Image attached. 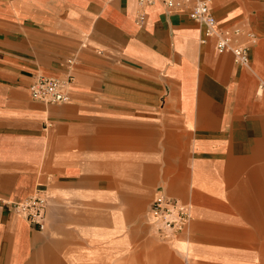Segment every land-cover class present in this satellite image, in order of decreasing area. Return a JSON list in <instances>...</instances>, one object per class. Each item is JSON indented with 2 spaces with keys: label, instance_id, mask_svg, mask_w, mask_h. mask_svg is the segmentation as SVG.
<instances>
[{
  "label": "crops",
  "instance_id": "obj_1",
  "mask_svg": "<svg viewBox=\"0 0 264 264\" xmlns=\"http://www.w3.org/2000/svg\"><path fill=\"white\" fill-rule=\"evenodd\" d=\"M207 1L219 26L256 34L248 65L162 3L0 0V264H185L190 240L264 250V0ZM68 69V102L31 96ZM45 186L38 230L14 203ZM161 194L193 214L172 245L153 229Z\"/></svg>",
  "mask_w": 264,
  "mask_h": 264
},
{
  "label": "built area",
  "instance_id": "obj_2",
  "mask_svg": "<svg viewBox=\"0 0 264 264\" xmlns=\"http://www.w3.org/2000/svg\"><path fill=\"white\" fill-rule=\"evenodd\" d=\"M141 6L162 3L170 12L187 13L197 23L204 25L207 39H214L219 53H231L240 65L250 62V50L257 43L256 34L239 25L221 27L207 0H139ZM145 16H139V23ZM69 66L76 61L69 59ZM70 69V68H69ZM40 75L30 87L31 96L44 103H64L71 99L69 89L73 75ZM16 211L22 214L38 230H44L48 219L49 198L46 187H40L25 200L14 203ZM150 212L157 238L167 244H174L193 220L191 206L182 200L164 194L152 202Z\"/></svg>",
  "mask_w": 264,
  "mask_h": 264
},
{
  "label": "rangeland",
  "instance_id": "obj_3",
  "mask_svg": "<svg viewBox=\"0 0 264 264\" xmlns=\"http://www.w3.org/2000/svg\"><path fill=\"white\" fill-rule=\"evenodd\" d=\"M148 189L149 193H153L152 187H149ZM47 192L50 200L51 193H49L48 188ZM151 198L152 197H149V201ZM49 204L51 205V200L49 201ZM178 241H180V239ZM193 244L194 241L191 242L190 240L189 244L184 243V247H181L180 249H183V255H186H181L182 259L186 261L185 263L183 260L185 264H264V250L260 249V241H236L233 253L231 251L229 252L231 246L227 247V245H225L221 246L222 249H219V246L214 243H206V245L208 244L210 246H205L204 243L195 242V244L200 245L199 252H197L196 250L193 251L191 249ZM203 245L205 247H202ZM176 248L177 247H172V249L177 250ZM201 249H204V251L202 252ZM217 254H222L224 256H218Z\"/></svg>",
  "mask_w": 264,
  "mask_h": 264
}]
</instances>
